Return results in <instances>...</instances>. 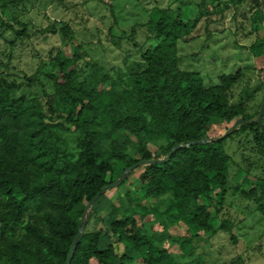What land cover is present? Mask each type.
<instances>
[{"label":"trees","instance_id":"1","mask_svg":"<svg viewBox=\"0 0 264 264\" xmlns=\"http://www.w3.org/2000/svg\"><path fill=\"white\" fill-rule=\"evenodd\" d=\"M170 13L160 9L154 20L144 24L154 32L156 42L138 44L141 62L134 64L137 69L124 84L90 59L81 44L71 52L58 49L49 60L54 69L47 72L52 92L43 103L15 96L20 84L0 77V264H65L86 204L125 168L139 160L165 158L176 143L208 138L218 123L252 119L245 102L230 101L239 72L222 74L218 83L205 86L199 73L179 68L178 42L189 31L181 18ZM200 17L197 14L192 22ZM262 23L263 11L255 10L251 27L258 30ZM56 25L51 32H59L72 46L70 26ZM0 26V40L9 44L17 35L27 36L24 27L17 32L2 20ZM249 51L255 57L264 53V39L253 42ZM263 121L264 117V126ZM61 132L77 133L76 155L61 162L53 156L44 160L50 150L47 140ZM244 133L264 159L260 126L239 123L222 139L178 148L167 162L130 170L118 187L107 189L90 206L70 264H131L133 255L139 264H184L174 260L135 215L152 211L170 223H184L188 230L174 242L190 256L194 238L216 231L208 208L213 199L220 203L227 190L231 158L225 140ZM126 142L134 145V152L128 151ZM35 159L41 169L32 167ZM138 170L127 190L134 201L115 206L107 193ZM145 201L152 206L146 207ZM101 207L105 213L99 215ZM96 219L101 226L90 227ZM218 229L231 232L226 221ZM158 235L167 233L162 230Z\"/></svg>","mask_w":264,"mask_h":264},{"label":"rangeland","instance_id":"2","mask_svg":"<svg viewBox=\"0 0 264 264\" xmlns=\"http://www.w3.org/2000/svg\"><path fill=\"white\" fill-rule=\"evenodd\" d=\"M160 9L181 18L189 31L178 42L179 68L199 73L205 86L218 83L222 74L239 72L230 90V101L245 102L247 114L255 117L264 100V53L255 57L249 46L264 39V23L254 30L250 16L258 9L264 12V5L252 0H0V20L17 32L24 27L27 35L15 36L12 44L0 40V77L20 84L15 96L43 103L47 93L52 92L47 72L54 69L49 60L58 49L71 52L75 44H81L90 59L104 67L114 81L124 84L128 74L137 69L134 64L141 62L138 44L156 42L154 32L144 24L154 20ZM199 13V21L192 22ZM60 23L68 24L73 31L72 46L64 43L59 32H51V27ZM133 42L137 45L133 46ZM127 51L131 54L127 55ZM233 123H218L208 136L219 137ZM76 138L75 132L52 136L45 144L50 150L43 159L53 156L59 162L70 160L78 151ZM126 144L128 151L134 152V145ZM252 147L245 133L225 140L231 158L227 190L220 203L213 199L208 208L216 231L194 238L190 256L182 254L174 242L188 230L184 223H170L152 211L135 215L174 260L184 264H264V159ZM149 148L152 150L153 145ZM31 165L42 168L37 159ZM140 172H134L120 188L107 193L115 206L134 201L135 196L127 194V190ZM145 206L152 205L145 201ZM103 213L105 209L101 207L98 214ZM223 221L228 222L231 232L218 229ZM100 226L98 219L90 225ZM162 230L167 236L158 235ZM132 257L131 264H139L137 255Z\"/></svg>","mask_w":264,"mask_h":264},{"label":"water","instance_id":"3","mask_svg":"<svg viewBox=\"0 0 264 264\" xmlns=\"http://www.w3.org/2000/svg\"><path fill=\"white\" fill-rule=\"evenodd\" d=\"M260 2H261L262 5H264V0H260ZM263 18H264V12H263ZM263 116H264V100L261 102L259 110H258V113L256 114L255 117H253L252 119H249V120H244L241 117L237 118L234 121L233 125L219 137H215V138L214 137H208V138H204V139H201V140L190 141V142H188L186 144H178V143H176V144H174L172 146V148L170 149V151L168 152V154H167V156L165 158L149 159V160L143 159V160H139L134 165L125 168L118 178H116L113 182L103 186L93 196V198L86 204V207H85L84 212H83V217H84L83 221H82L77 233L75 234V236H74V238H73V240L71 242V245H70V248H69V251H68V255H67V259H66L65 264H70V261L72 259V256H73V253L75 251L77 242L79 240V237H80V235L82 234V232L84 231V229L86 227V224H87L88 219H89L88 211H89L90 206L94 203L95 200H97L102 194H104L107 189L118 187L123 182V180L127 177L128 172L130 170H132L134 168H137L139 166H142L144 164H147V163L155 164V163L167 162L170 159L173 151L178 149V148L187 147V146L195 144V143H207V142L215 141L217 139H222V138L226 137L228 134H230L234 130V128L237 126V124H239V123H246V124L256 123V124H258L260 126L261 131L264 132V130H263L264 126L262 124Z\"/></svg>","mask_w":264,"mask_h":264}]
</instances>
